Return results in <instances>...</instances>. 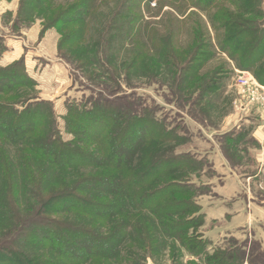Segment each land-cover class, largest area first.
<instances>
[{"label": "rangeland", "instance_id": "rangeland-1", "mask_svg": "<svg viewBox=\"0 0 264 264\" xmlns=\"http://www.w3.org/2000/svg\"><path fill=\"white\" fill-rule=\"evenodd\" d=\"M80 1H85L86 20L81 18V26L63 31V36H72L60 48L58 28L44 32L43 25L56 12ZM24 2L27 0H0V67L22 59L34 85L1 98L16 104L51 102L55 135L64 143L76 142V146H82L75 130L79 123L67 114L69 107H82L96 98L97 88L109 94V99L125 96L129 103L139 100L137 104L146 107L144 114L151 112L175 137L161 144L158 151L148 147L143 154L145 161L173 152L192 161L181 163L170 174L175 183L183 185L184 198L198 209L197 213L183 210L173 216L178 221L191 220L184 229L165 235L148 213L129 211L126 222L130 236L122 240V254L115 261L99 264H220L216 259L227 253L233 256L227 264H264V131H260L264 107L260 102L247 103L237 86L235 70H241L225 55L217 54L214 46L206 51L211 56L202 53L190 64L191 71L181 74L195 34L203 33L196 17L206 26L211 44L216 41L204 14L191 3L166 0H48L32 6ZM191 12L196 17L190 16ZM178 77L185 79L187 87L180 93ZM205 86L210 89L206 97L193 105ZM48 128L47 123L44 131ZM20 149L0 143V201L7 200L0 208L1 241L14 229L13 224L15 227L37 208L41 198L52 190L67 194L81 179L80 174H61L48 177L47 185L36 170L30 172L28 158ZM91 171L86 169L82 174ZM165 175L156 182L165 181ZM10 176L14 181L8 188ZM4 211H13V223L1 214ZM124 216L121 213L116 218ZM58 218L76 222L74 213ZM103 221L99 219L98 224L103 225ZM120 224L111 223L109 228ZM27 255L39 264L55 261L49 251L28 250Z\"/></svg>", "mask_w": 264, "mask_h": 264}, {"label": "trees", "instance_id": "trees-1", "mask_svg": "<svg viewBox=\"0 0 264 264\" xmlns=\"http://www.w3.org/2000/svg\"><path fill=\"white\" fill-rule=\"evenodd\" d=\"M47 1L27 0L23 4L32 6L36 2ZM166 1L191 3L192 8L204 14L205 22L216 34L213 45L205 33L207 28L201 18L196 17L194 12L189 14L197 18L203 33L195 34L193 50L186 65L181 67V74L186 69L191 71L190 64L195 63L202 53L211 56L206 51L212 50L214 46L217 54L225 55L236 69L250 72L264 86V0ZM84 7L85 1H80L56 12L43 25V31L57 27L62 35L59 43L61 48L72 36H63V31L72 25L79 27L86 20ZM48 10L51 14L50 8ZM165 57L164 62L168 56ZM28 78L22 59L0 67V95L34 85L33 80ZM178 81L180 93L187 87L183 77H178ZM99 87L110 90L105 85ZM207 89L205 86L199 92L193 105L206 97L210 90ZM94 92L96 98L92 96L89 102L83 106L81 104L82 107L76 105L67 110V114L79 123L75 130L79 131L77 134L81 137L79 142L82 146H76V142L64 143L55 135V114L51 102L38 100L16 104L10 98L0 97V143L20 146L22 154L28 158L30 172L36 170L35 173L42 176L47 185L50 183L46 179L56 175L76 173L81 177L69 193L52 190L51 194L41 198L30 215L19 220L15 227L13 224L14 229L10 234L0 240V264H39L38 259L27 255L28 250L49 251L55 261H41L44 264H99L115 261L124 250V247L121 248L122 240L130 236L126 222L129 211L148 213L152 216L150 221L160 226L165 235L179 234L191 221L186 218L175 220L173 216L179 215L178 212L197 213L194 202L184 198L183 185L175 183L170 175L181 163L190 164L192 161L189 156L173 152L161 157L151 156L148 161L143 156L151 145L158 151L161 144L175 138L172 133L165 131L164 122L154 118L151 112L144 114L146 107L139 106V100L129 103L125 96L109 99V94L98 88ZM47 123L49 128L44 131ZM44 124L46 128L42 129ZM67 126L69 129L71 124L67 122ZM75 130L73 133H76ZM86 169L94 172L82 174ZM167 172L169 174L165 175ZM164 175L165 181L156 182ZM168 176H171L170 180ZM11 177H7L8 188L14 181V176ZM26 177L34 179L31 175ZM2 201L7 200L4 198L0 201V208H4ZM69 213H74L75 223L58 218ZM121 213H125V216L116 218ZM1 214L9 217L13 223V211ZM87 219L91 222H87ZM99 219H104L103 225L98 224ZM120 221L119 226L109 228L111 223ZM238 253L242 255L239 250ZM231 255H218L222 257L216 262L227 264L229 257H233Z\"/></svg>", "mask_w": 264, "mask_h": 264}, {"label": "built area", "instance_id": "built-area-1", "mask_svg": "<svg viewBox=\"0 0 264 264\" xmlns=\"http://www.w3.org/2000/svg\"><path fill=\"white\" fill-rule=\"evenodd\" d=\"M235 72L237 74V86L247 98V103L260 102L264 107V87L258 84L249 73L236 70Z\"/></svg>", "mask_w": 264, "mask_h": 264}, {"label": "crops", "instance_id": "crops-1", "mask_svg": "<svg viewBox=\"0 0 264 264\" xmlns=\"http://www.w3.org/2000/svg\"><path fill=\"white\" fill-rule=\"evenodd\" d=\"M15 51L19 52V50H15ZM17 52H15V53H17ZM7 59H9V56H7ZM261 126H262V127H261L260 131L263 132V131H264V124H262Z\"/></svg>", "mask_w": 264, "mask_h": 264}]
</instances>
